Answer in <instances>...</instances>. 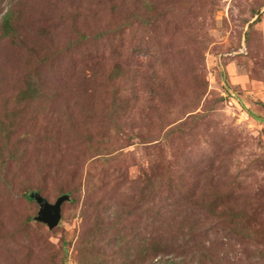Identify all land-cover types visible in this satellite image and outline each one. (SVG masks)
<instances>
[{"label": "rangeland", "instance_id": "1", "mask_svg": "<svg viewBox=\"0 0 264 264\" xmlns=\"http://www.w3.org/2000/svg\"><path fill=\"white\" fill-rule=\"evenodd\" d=\"M8 8L34 48L0 39V264H264V0ZM35 188L68 191L51 229Z\"/></svg>", "mask_w": 264, "mask_h": 264}, {"label": "trees", "instance_id": "2", "mask_svg": "<svg viewBox=\"0 0 264 264\" xmlns=\"http://www.w3.org/2000/svg\"><path fill=\"white\" fill-rule=\"evenodd\" d=\"M73 22V20H72ZM120 29V27H119ZM72 30L78 34V39L75 41H69L67 42V48L69 46L75 47L78 42H85V41H96L99 38L104 37L107 39V41L111 44L110 36L116 32L111 31L110 27H108L106 30L102 31L99 30L97 32L89 33V37L83 33L77 26L76 23L73 22L72 24ZM0 39H4L6 43L9 44V46H18V47H25L27 49L34 48V40L31 36L27 35V33L24 30H21V25L18 23V19L14 17V13L12 11V8H8L2 13L1 20H0ZM24 75V78L27 80H32L31 73H27V70H25L22 74ZM25 89H29L28 92H31V83L27 84ZM24 89V91H25ZM24 91L22 92L24 94ZM27 92V93H28ZM1 129V128H0ZM2 131V130H1ZM22 153H15L10 152L8 154V158L12 160H17L21 158ZM33 191H37L39 193V189L35 188L34 190L25 192V198L29 200H33V198L30 196V193ZM68 194V191H62V194ZM42 195V194H41ZM43 196V195H42ZM46 198V197H45ZM69 198V195H68ZM67 198V199H68ZM66 199V200H67ZM64 200V201H66ZM62 204V203H61Z\"/></svg>", "mask_w": 264, "mask_h": 264}, {"label": "water", "instance_id": "3", "mask_svg": "<svg viewBox=\"0 0 264 264\" xmlns=\"http://www.w3.org/2000/svg\"><path fill=\"white\" fill-rule=\"evenodd\" d=\"M30 196L38 204L34 219L44 223L49 229L56 226L61 215V203L68 198V194L59 195L53 202L48 201L37 191L30 193Z\"/></svg>", "mask_w": 264, "mask_h": 264}]
</instances>
